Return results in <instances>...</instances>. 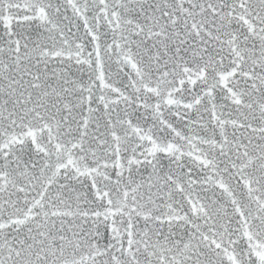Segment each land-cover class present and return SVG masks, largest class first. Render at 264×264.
Here are the masks:
<instances>
[{"label":"snow or ice","instance_id":"1","mask_svg":"<svg viewBox=\"0 0 264 264\" xmlns=\"http://www.w3.org/2000/svg\"><path fill=\"white\" fill-rule=\"evenodd\" d=\"M0 264H264V0H0Z\"/></svg>","mask_w":264,"mask_h":264}]
</instances>
